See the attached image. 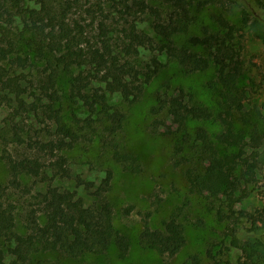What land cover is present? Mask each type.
<instances>
[{
    "label": "rangeland",
    "instance_id": "rangeland-1",
    "mask_svg": "<svg viewBox=\"0 0 264 264\" xmlns=\"http://www.w3.org/2000/svg\"><path fill=\"white\" fill-rule=\"evenodd\" d=\"M83 1L89 6L97 0ZM142 1L128 0L133 9L127 13L124 0H104L105 14L110 16L107 22L116 30L110 34V42L116 51H122L128 44L124 29L130 28L134 22L153 40L152 46L140 47L132 56L142 70H148L150 66L156 71L142 96L128 101L120 93L107 91L109 102L126 114L124 126L116 135L115 142L140 159L142 170L139 172L126 171L114 159L109 146L113 137L104 127L84 125L83 121L90 112L81 100L71 96L67 78L60 79L58 98L53 105L66 121L71 122L77 117L80 126L86 129L82 130L83 136L72 148L54 153L50 147L43 149L42 143L57 141L60 137L55 132L56 123L47 111L52 101L42 92L40 85L46 63L21 40L29 35L27 15H16L10 26L15 33L12 36L16 38L17 49L6 57L0 49V200L15 206L17 232H27L28 220L34 212L43 222L39 194L46 192L48 184L61 190L75 191L87 203H92L95 199L93 193L105 173L111 170L113 180L107 197L113 204L114 223L132 242L125 257H121L114 246L105 252L77 257L58 250L40 249L32 255L31 264H212L215 261L213 255L223 264H239L247 229L253 227L254 220L257 226L264 225V141L259 149L256 182L251 185L249 196L235 205L237 212L246 211L254 214L255 218L252 221V218L243 216L236 222L221 219L217 213L223 205L221 199L193 192L190 188L186 171L197 161L193 157L195 149L190 144L181 146V132L167 110V102L177 96L189 104L201 103L215 112L220 110L217 68L212 65L187 73L183 64L168 52V46L186 47L208 56L209 49L196 43L195 39L217 34L218 23L214 15L222 14L236 26L235 42L243 62L240 86L245 91L247 109H259L264 114V40L244 24L243 6L235 0L207 7L190 5L189 19L184 18V12L171 0H146L148 6L145 11L139 5ZM260 4H264V0ZM252 5L256 13H262L264 5ZM25 6L38 8L40 4L38 0H27ZM96 16V25L90 28V38L99 40L97 23L104 16L100 12ZM84 20L90 21L86 16ZM1 46L4 44L0 39ZM19 56L23 57L22 60L18 59ZM94 85L105 87V83L97 80ZM199 127L207 129L214 138L223 129L215 119L195 121L189 130L192 138ZM245 154L250 156L252 150L247 148ZM60 155L67 158V176H62L52 166ZM9 157L39 160L45 165L47 182L40 177L23 174L21 184L17 186L12 182ZM172 216H176L185 229L186 243L180 252L171 256L142 247L139 239L145 223L160 229ZM0 244L7 263H11L15 256L10 248L15 242L0 240Z\"/></svg>",
    "mask_w": 264,
    "mask_h": 264
},
{
    "label": "trees",
    "instance_id": "trees-1",
    "mask_svg": "<svg viewBox=\"0 0 264 264\" xmlns=\"http://www.w3.org/2000/svg\"><path fill=\"white\" fill-rule=\"evenodd\" d=\"M26 1L0 0V39L4 44L0 49L5 57L17 49L16 38L12 36L15 33L10 26L15 22L16 15H27L25 19L29 35L23 34L21 40L46 63L45 76L40 85L42 92L52 101L47 111L55 121V132L60 137L57 141L42 143L41 147H50L52 153L64 151L74 147L80 140L85 126L104 127L113 137L109 140V146L114 159L126 171H141L140 159L115 142L116 135L124 126L126 114L109 102L107 91L120 93L128 101H135L142 96L156 71L150 66L148 70H142L132 56L140 47L152 46V38L140 31L134 22L130 28L124 29L128 44L122 51H116L110 42V34L116 30L107 22L110 16L105 14L104 0H97L89 6L83 0H38V8H26ZM171 1L184 12L186 19H189L190 5L207 7L217 2L225 3V0ZM235 1L243 6L244 24L249 25L250 30L264 40V8L262 13H256L252 7L253 3L259 6L264 4H260L261 0ZM123 5L127 13L132 11L128 0H124ZM139 5L143 11L148 6L146 0ZM120 10L122 13V8ZM97 12L104 16L97 23L100 28L99 40L90 38V28L96 25ZM85 16L89 22H85ZM214 19L218 23V33L195 39L196 43L209 49L208 56L186 47L168 46V52L183 64L187 73L212 65L217 68L220 110L215 112L201 103L189 104L178 96L170 98L167 110L181 132H176L180 134L181 146L190 144L195 149L193 157L197 161L186 171L191 190L221 199L223 205L217 212L221 219L236 222L244 216L253 221L254 214L237 212L235 205L249 196L250 187L256 182L259 149L264 141V114L259 109H247L245 91L240 86L243 62L235 42L236 26L222 14L214 15ZM22 58L18 57L19 60ZM61 78H67L71 96L81 100L90 112L83 121L85 126H80L77 117L71 122L66 121L60 110L54 107ZM96 80L105 83V87L94 85ZM211 119L220 122L222 131L214 138L207 129L199 127L192 138L190 125L195 121ZM247 148L252 150L250 156L245 154ZM8 159L12 182L17 186H20L23 174L40 177L43 182H47L45 165L39 160ZM66 162L67 158L60 155L52 166L62 176H67L69 169L65 167ZM112 180L113 172L108 170L93 193L95 199L92 203H87L75 191L61 190L48 184L46 192L39 194L44 220L40 221L34 212L28 220L25 234L16 230L15 206L0 200V240L15 242L10 248L15 258L9 264H31L32 255L40 249L58 250L70 257H77L86 253L105 252L114 246L121 257L127 256L132 246L131 239L116 227L113 204L107 197ZM126 211L129 212V209ZM252 223L253 227L247 229L241 244L243 257L239 264H264V225L257 226L255 220ZM139 241L146 249L173 256L186 243L185 229L176 216L165 221L164 227L160 229H154L146 222ZM213 258L215 261L212 264H223L215 255ZM0 264H8L1 244Z\"/></svg>",
    "mask_w": 264,
    "mask_h": 264
}]
</instances>
